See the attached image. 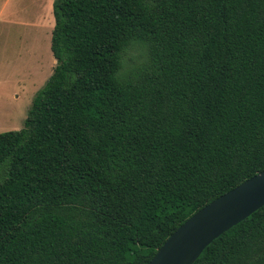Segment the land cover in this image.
Segmentation results:
<instances>
[{
    "label": "trees",
    "instance_id": "trees-1",
    "mask_svg": "<svg viewBox=\"0 0 264 264\" xmlns=\"http://www.w3.org/2000/svg\"><path fill=\"white\" fill-rule=\"evenodd\" d=\"M53 12L57 66L24 127L0 133V264H149L264 171V0ZM195 264H264V207Z\"/></svg>",
    "mask_w": 264,
    "mask_h": 264
},
{
    "label": "rangeland",
    "instance_id": "rangeland-1",
    "mask_svg": "<svg viewBox=\"0 0 264 264\" xmlns=\"http://www.w3.org/2000/svg\"><path fill=\"white\" fill-rule=\"evenodd\" d=\"M55 0H0V133L21 130L37 93L57 61L51 50ZM132 46L126 68L143 60Z\"/></svg>",
    "mask_w": 264,
    "mask_h": 264
},
{
    "label": "water",
    "instance_id": "water-1",
    "mask_svg": "<svg viewBox=\"0 0 264 264\" xmlns=\"http://www.w3.org/2000/svg\"><path fill=\"white\" fill-rule=\"evenodd\" d=\"M263 207L264 171L197 212L149 264H195L216 239Z\"/></svg>",
    "mask_w": 264,
    "mask_h": 264
}]
</instances>
